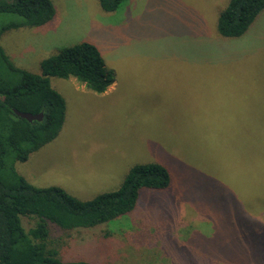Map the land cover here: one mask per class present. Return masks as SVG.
<instances>
[{
	"label": "rangeland",
	"instance_id": "obj_1",
	"mask_svg": "<svg viewBox=\"0 0 264 264\" xmlns=\"http://www.w3.org/2000/svg\"><path fill=\"white\" fill-rule=\"evenodd\" d=\"M50 1V21L0 35L8 58L39 73L41 59L88 41L112 82L96 93L73 76H50L65 100L63 125L14 161L15 172L80 199L116 189L134 164L156 162L169 175L109 223H49L61 259L264 264V8L242 35L223 37L216 18L228 0H123L109 12L98 0ZM18 18L0 13L2 23ZM19 79L0 59V80ZM10 158L0 168L7 185Z\"/></svg>",
	"mask_w": 264,
	"mask_h": 264
},
{
	"label": "trees",
	"instance_id": "obj_2",
	"mask_svg": "<svg viewBox=\"0 0 264 264\" xmlns=\"http://www.w3.org/2000/svg\"><path fill=\"white\" fill-rule=\"evenodd\" d=\"M123 0H98L104 11H113ZM264 0H228L216 18V31L223 37L242 35ZM50 0L0 1V13L18 16L2 23L0 35L7 29L40 26L54 16ZM0 59L9 70L19 74L14 83L0 80V168L9 154L13 184L0 178V264H90L85 260H62L57 246L60 239L51 237L48 224L62 230L88 229L109 223L129 212L141 188L163 189L169 183L164 166L156 162L132 165L119 186L80 199L57 185L36 186L16 173L14 161L53 140L65 118L62 95L51 87L50 76L75 77L92 92H103L112 82L96 45L81 41L61 47L40 60L35 73L14 65L0 45ZM13 108L32 114L42 112L41 120L28 121L17 116ZM24 219L31 221L25 227ZM239 264V263H232Z\"/></svg>",
	"mask_w": 264,
	"mask_h": 264
},
{
	"label": "water",
	"instance_id": "obj_3",
	"mask_svg": "<svg viewBox=\"0 0 264 264\" xmlns=\"http://www.w3.org/2000/svg\"><path fill=\"white\" fill-rule=\"evenodd\" d=\"M13 112L19 116L22 117L28 121H32V120H41L42 119V112H38V113H30V112H25V111H19L15 108H13Z\"/></svg>",
	"mask_w": 264,
	"mask_h": 264
}]
</instances>
